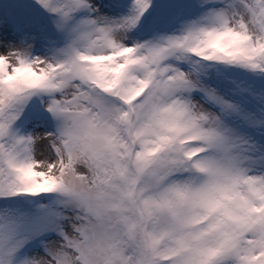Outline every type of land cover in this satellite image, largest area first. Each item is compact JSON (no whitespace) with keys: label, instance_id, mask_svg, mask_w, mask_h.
<instances>
[{"label":"snow or ice","instance_id":"obj_1","mask_svg":"<svg viewBox=\"0 0 264 264\" xmlns=\"http://www.w3.org/2000/svg\"><path fill=\"white\" fill-rule=\"evenodd\" d=\"M0 264H264V0H0Z\"/></svg>","mask_w":264,"mask_h":264}]
</instances>
